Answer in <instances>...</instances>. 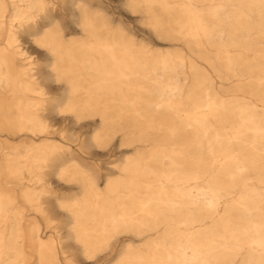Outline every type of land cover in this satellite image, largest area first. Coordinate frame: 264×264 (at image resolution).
Instances as JSON below:
<instances>
[{
    "label": "bare ground",
    "instance_id": "6f19581e",
    "mask_svg": "<svg viewBox=\"0 0 264 264\" xmlns=\"http://www.w3.org/2000/svg\"><path fill=\"white\" fill-rule=\"evenodd\" d=\"M0 264H264V0H0Z\"/></svg>",
    "mask_w": 264,
    "mask_h": 264
},
{
    "label": "rangeland",
    "instance_id": "374dc122",
    "mask_svg": "<svg viewBox=\"0 0 264 264\" xmlns=\"http://www.w3.org/2000/svg\"><path fill=\"white\" fill-rule=\"evenodd\" d=\"M21 40V38H19V40H18V42ZM34 59H35V63H34V66H37L38 64H40V63H46L47 62V57L46 56H41V57H34ZM43 92L45 93V94H43V97H45V98H50V97H54L55 96V94H57L58 92L56 91V92H50V91H46L45 90V88L43 87ZM65 184L62 180H60V181H58V184ZM29 184H31V187H33L34 186V188H36V189H40V188H42L43 186H46V187H50V185H47V184H45L44 185V182H43V180H38V181H35V180H32V181H30L29 182ZM51 190H53V191H55L56 192V194H60L61 192H59V190L58 189H56V187L55 188H50ZM77 194V190H73V193L72 192H69V193H66V194H62L63 196H67V197H73V196H77L76 195ZM47 195H49V194H47ZM53 196H54V194H52ZM29 212V214H31L30 216L31 217H35V219L39 222V224H40V227H42V223H41V218H40V213H38V212H32V211H28ZM59 220L58 219H56V218H54L53 220H52V222H51V224L52 225H54V224H56L57 222H58Z\"/></svg>",
    "mask_w": 264,
    "mask_h": 264
}]
</instances>
